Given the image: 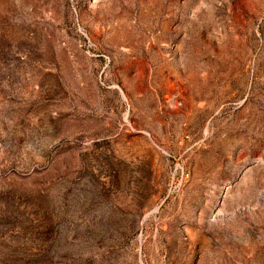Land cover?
I'll list each match as a JSON object with an SVG mask.
<instances>
[{"label":"rangeland","instance_id":"374dc122","mask_svg":"<svg viewBox=\"0 0 264 264\" xmlns=\"http://www.w3.org/2000/svg\"><path fill=\"white\" fill-rule=\"evenodd\" d=\"M0 264H264V0H0Z\"/></svg>","mask_w":264,"mask_h":264}]
</instances>
